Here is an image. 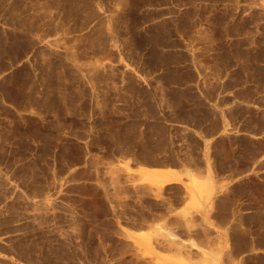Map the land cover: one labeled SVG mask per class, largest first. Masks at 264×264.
Segmentation results:
<instances>
[{
    "label": "rangeland",
    "instance_id": "obj_1",
    "mask_svg": "<svg viewBox=\"0 0 264 264\" xmlns=\"http://www.w3.org/2000/svg\"><path fill=\"white\" fill-rule=\"evenodd\" d=\"M17 9L32 53L0 77V264H209L202 249L159 253L176 240L195 245L206 216L175 215L180 185L143 184L120 161L174 165L180 147L199 146L161 123L196 99L171 84L198 69L200 93L262 130L264 152V0H20Z\"/></svg>",
    "mask_w": 264,
    "mask_h": 264
},
{
    "label": "crops",
    "instance_id": "obj_2",
    "mask_svg": "<svg viewBox=\"0 0 264 264\" xmlns=\"http://www.w3.org/2000/svg\"><path fill=\"white\" fill-rule=\"evenodd\" d=\"M18 3L20 0H0V71L3 72L0 77L9 75L22 64L23 59H18V55L32 53L30 46L22 50L23 39L31 41V37L23 35L20 23L26 18L18 14ZM198 72L193 80L171 84L177 88H193L196 99L186 109H176L171 117L161 118V123L191 131L199 146L194 151L189 146L180 147L183 157L174 165L139 161L135 157L123 158L120 163L136 169V179L143 184H149L147 178L156 174L155 184L161 190L180 185L182 199L170 207L175 215L206 216L205 237H194L195 245L182 244L181 249L178 240L173 243L175 248L160 247L162 256L176 260L188 255L203 257L198 250L202 249L209 264H264L262 130L251 131L240 121H232L226 107L203 96L199 88L205 83L200 76L201 69ZM226 79L220 77V81ZM222 141L227 142L223 148ZM129 230L131 235L137 234L136 238L145 231Z\"/></svg>",
    "mask_w": 264,
    "mask_h": 264
},
{
    "label": "bare ground",
    "instance_id": "obj_3",
    "mask_svg": "<svg viewBox=\"0 0 264 264\" xmlns=\"http://www.w3.org/2000/svg\"><path fill=\"white\" fill-rule=\"evenodd\" d=\"M156 172V171H155ZM150 173V172H149ZM154 173V172H153ZM147 174V173H146ZM150 176V175H147ZM156 174H151V177L147 178L148 180H151V178H157ZM160 176V175H159ZM161 177V176H160ZM155 181V180H154ZM162 185V184H161ZM132 233V232H131Z\"/></svg>",
    "mask_w": 264,
    "mask_h": 264
}]
</instances>
